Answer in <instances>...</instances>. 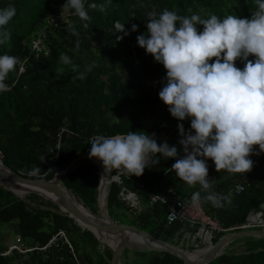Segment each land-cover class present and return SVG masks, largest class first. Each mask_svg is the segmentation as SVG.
Returning <instances> with one entry per match:
<instances>
[{
  "label": "trees",
  "instance_id": "16d2710c",
  "mask_svg": "<svg viewBox=\"0 0 264 264\" xmlns=\"http://www.w3.org/2000/svg\"><path fill=\"white\" fill-rule=\"evenodd\" d=\"M65 2L0 0V8L8 4L16 8V15L6 26L11 33L10 44L0 46V54L7 52L19 57L24 67L20 72L17 66V71L9 74L8 91L0 92L2 163L26 177L52 179L57 172L89 152L92 136L129 131L155 134L158 143L162 136H168L167 143L175 145L183 155L182 146L178 144L177 125L182 123L185 130H189L190 119L178 121L171 116L168 106L158 95L166 70L137 44L136 37L147 32V13L153 9L159 13L167 8L178 15L200 14L202 18L211 14L221 18L236 15L250 19L252 12L257 10L255 0H85L90 16L86 29L85 22L78 16L63 13L61 8ZM91 4L103 5L105 10L88 7ZM116 22L124 24L126 30L136 24L137 31L117 40L116 37L123 33L115 32ZM69 24L77 30L78 37L67 32ZM197 28L203 30L202 25ZM37 38L42 42L39 51L32 49ZM77 39L80 42L78 50ZM60 54L68 55L72 63L79 66L78 71L73 72L71 65L62 64ZM249 59L255 57L249 56ZM92 62L96 66L86 74L85 80L73 79ZM236 66L243 69L244 64L237 60ZM59 135V158L54 161ZM258 151V145L254 146V153ZM249 158L253 161L250 172L231 173L230 177L213 183L211 191L230 196L231 204L216 208L201 200L205 214L224 229L246 223L248 215L260 212V205L264 203V153ZM159 159V164L146 168L142 176L122 174L120 184L110 183L105 198L106 210L113 221L130 223L160 241L178 245L185 234L193 235L197 228L186 222L168 224L163 205L148 206L149 194H165L173 189L175 197L182 198L201 189L197 185L187 192L186 183L174 172L164 175L175 159ZM156 167L160 169L156 171ZM36 168H40V172L29 175ZM100 178V168L83 164L62 178L61 183L97 217ZM239 185L244 190L236 194ZM122 189L137 195L140 212L123 200ZM204 195L201 192V196ZM58 232L64 233L71 248L59 239L42 250ZM231 233L235 231L228 232ZM224 235L227 234L214 233L212 242ZM10 238H18L27 249H35L24 254L12 252L1 258L0 264H110L112 255L109 248L62 213L56 204L36 194L18 197L0 187V252L9 248L6 239ZM228 246L208 264H264V238H241ZM235 248L238 249L236 253H231ZM128 252L132 251H124L122 264H128ZM134 253L137 259L133 264H183L167 253L140 250Z\"/></svg>",
  "mask_w": 264,
  "mask_h": 264
},
{
  "label": "clouds",
  "instance_id": "9594fccd",
  "mask_svg": "<svg viewBox=\"0 0 264 264\" xmlns=\"http://www.w3.org/2000/svg\"><path fill=\"white\" fill-rule=\"evenodd\" d=\"M255 3L257 10L250 19L236 15H178L167 8L159 13L155 9L149 11L147 32L136 40L166 70L159 99L173 118L190 119L189 130L182 123L177 125L183 155L175 145L158 143L153 135L129 131L91 137L89 158L102 161L107 174L115 170L116 175L123 173L128 177L142 176L146 168L159 164L160 157L174 158L169 171L189 186L200 185L201 190L191 196L193 207H198L202 199L216 208L231 204L230 196L211 191L215 180L208 179L206 160L214 162L217 172L244 174L253 168L249 157L264 153V0ZM88 7L105 10L103 5ZM61 9L64 14L78 16L85 22L83 27H88L90 16L85 0H66ZM15 15L13 4L0 8V46L10 44L11 33L6 26ZM197 25H202L203 30L198 31ZM137 28L132 24L126 30L124 24L116 22L115 32L123 33L116 39L122 40ZM66 30L79 36L70 24ZM79 43L77 39V50ZM249 56L255 59L250 60ZM59 59L64 65H71L73 72L78 71L79 66L68 55L60 54ZM237 60L244 64L243 69L236 66ZM17 66L19 71L24 70L19 57L0 54V92L8 91L6 81ZM95 66V62L86 65L73 79L85 80ZM257 145L259 151L254 153ZM39 172L40 168H36L29 175ZM201 192L205 193L203 197Z\"/></svg>",
  "mask_w": 264,
  "mask_h": 264
},
{
  "label": "water",
  "instance_id": "95a60500",
  "mask_svg": "<svg viewBox=\"0 0 264 264\" xmlns=\"http://www.w3.org/2000/svg\"><path fill=\"white\" fill-rule=\"evenodd\" d=\"M83 164H92L101 170L97 199L101 219L95 217L79 203L74 196L68 193L61 183L62 178L67 176L75 167ZM107 175L102 161L96 158L90 159L89 155L77 158L65 170L57 172L52 179L23 176L5 166L0 159V187L9 190L18 197L26 194H36L56 204L62 213L67 214L81 228L90 231L96 239L100 240L99 235L114 239L113 246L109 243L105 244L112 253L110 264H122L121 260L124 251L126 249L130 250V245H133L132 237L138 238V245L135 246H138L140 251L171 254L180 259L183 264H208L221 255L224 249L237 239L246 237L264 238V228L227 234L220 237L217 242L207 245L198 259H192L188 256L187 250L180 248L178 245L160 241L130 223L113 221L107 213L105 198L108 185L115 182L119 177L115 175L106 179ZM263 216L264 203L260 205V212H251L247 220L251 222L253 219H259L264 226V219L260 218ZM237 250L235 248L231 253L234 254Z\"/></svg>",
  "mask_w": 264,
  "mask_h": 264
},
{
  "label": "built area",
  "instance_id": "2783aa9c",
  "mask_svg": "<svg viewBox=\"0 0 264 264\" xmlns=\"http://www.w3.org/2000/svg\"><path fill=\"white\" fill-rule=\"evenodd\" d=\"M41 39L37 38L32 43V49L39 51L42 48ZM21 72V71H20ZM94 137V136H92ZM60 135L58 136L57 144L55 146V154L53 160L56 161L59 158V148H60ZM123 173L117 175L119 180L117 183H121L120 176ZM140 189H143L142 186H138ZM145 193H148L147 190L143 189ZM244 190L242 185L236 186V194H240ZM193 194V193H192ZM176 198L175 191L173 189L167 190L165 194H158V193H151L149 194L148 198V206L153 208L157 204H161L166 208V215L165 220L168 224L175 223V222H186L191 227H196L197 231L192 235L191 233L185 234L179 241L178 246L180 248H185L194 246V243H199L200 241L204 242L205 247L212 242V236L214 233H222V232H231V231H243V230H250L257 227H264L263 223L259 219H253L251 222L246 221L245 224L236 225L229 229H224L219 222L211 219L208 217L201 204L198 207H193L191 202V196ZM120 195L122 196L123 200H125L131 207L135 208L138 212H140L141 207L139 204V199L137 195L131 192H125L124 189L121 190ZM169 216L172 217L171 221L169 220ZM262 219V217H260ZM62 239L65 244L71 248L69 242L65 238L63 232H58L55 236H53L48 244L42 247V250H45L51 244H54L56 240ZM201 244V242L199 243ZM204 247V248H205ZM204 248H196L193 249L195 251L204 250ZM35 249V248H33ZM33 249H27L24 244L17 238L16 243L9 246L4 251L0 252V259L6 257L7 255L11 254L12 252H17L19 254H24L28 251ZM192 250V251H193ZM188 251V250H187Z\"/></svg>",
  "mask_w": 264,
  "mask_h": 264
},
{
  "label": "rangeland",
  "instance_id": "374dc122",
  "mask_svg": "<svg viewBox=\"0 0 264 264\" xmlns=\"http://www.w3.org/2000/svg\"><path fill=\"white\" fill-rule=\"evenodd\" d=\"M160 139H161V143H164V142H167V140L169 139V137H168V136H162ZM160 139H159V140H160ZM88 155H89V152H88V153H85V154H82L80 157H82V156H88ZM80 157H79V158H80ZM206 163H207V165H208V171H209L208 179H210V180H215L214 182H217V181H220V180L226 179V178H228V177L231 176V173H228L227 171H224V170H222L221 172H217L216 169H215L214 162H213L212 160L208 159V160H206ZM169 172H170L169 169H167V170L165 171L164 175H168ZM115 175H116V172H115V170H113L112 173H109V174L106 176V179H109L110 177L115 176ZM118 180H119V178H118L115 182L117 183ZM197 185H199V184H197ZM197 185H195V186H197ZM195 186H194V187H195ZM194 187L188 185V189H193ZM192 193H194V192H192ZM22 198H23V196H22ZM79 203H80V202H79ZM200 204H201V203H200ZM254 213H258V212H254ZM97 214H98L97 218H98V219H101L102 217H101V213H100L99 207H98V212H97ZM246 221H247V218H246ZM244 224H245V223H244ZM262 228H264V227H257V228H253V229H262ZM253 229H250V230H253ZM237 232H238V231H237ZM222 233H223V232H222ZM226 234H228V232H226ZM10 235H11V237H13V234H12V233H11ZM224 236H225V235H224ZM7 237H8V236H5V238H7ZM6 241H7V243H8L10 246L16 243L15 238L6 239ZM200 242H201V244H199V243H194V246H191V247H188V248H185V246H183V249H184V250H188V251H192L193 249H196V248H199V249L204 248V247H205L204 242H203V241H200ZM6 245H7V244H6ZM102 245H104V247H107V246H106L105 244H103V243H102ZM228 247H229V246H228ZM107 248H108V247H107ZM135 250H139V247H138V246H135V245H130V251H132V252H128V254H127L128 264H133V263L135 262V260L137 259V256H136L135 253H134ZM193 254H197V253L195 252V253H193ZM123 259H124V258H123Z\"/></svg>",
  "mask_w": 264,
  "mask_h": 264
},
{
  "label": "bare ground",
  "instance_id": "6f19581e",
  "mask_svg": "<svg viewBox=\"0 0 264 264\" xmlns=\"http://www.w3.org/2000/svg\"><path fill=\"white\" fill-rule=\"evenodd\" d=\"M104 186H105V184H104ZM22 196V195H21ZM99 239H100V241L101 242H103V244H110V245H114V239H112V238H106L105 236H103V235H99ZM132 241H133V245H138V238H135V237H132ZM204 250H199V251H194V252H192V251H187L188 253V256L190 257V258H192V259H198V257L200 256V254L203 252ZM199 253V254H193V253Z\"/></svg>",
  "mask_w": 264,
  "mask_h": 264
},
{
  "label": "crops",
  "instance_id": "0c3cea01",
  "mask_svg": "<svg viewBox=\"0 0 264 264\" xmlns=\"http://www.w3.org/2000/svg\"><path fill=\"white\" fill-rule=\"evenodd\" d=\"M160 169V167H156L155 170L158 171ZM185 189L187 190V192L193 191V189H188V185H185ZM175 245V244H173Z\"/></svg>",
  "mask_w": 264,
  "mask_h": 264
}]
</instances>
